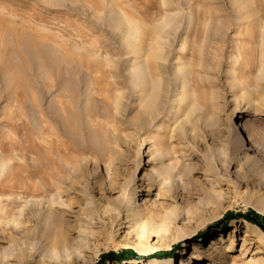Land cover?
Returning a JSON list of instances; mask_svg holds the SVG:
<instances>
[{
	"label": "rangeland",
	"instance_id": "rangeland-1",
	"mask_svg": "<svg viewBox=\"0 0 264 264\" xmlns=\"http://www.w3.org/2000/svg\"><path fill=\"white\" fill-rule=\"evenodd\" d=\"M261 22L264 0H0V264H193L211 238L204 264H264L217 223L264 226Z\"/></svg>",
	"mask_w": 264,
	"mask_h": 264
},
{
	"label": "bare ground",
	"instance_id": "bare-ground-1",
	"mask_svg": "<svg viewBox=\"0 0 264 264\" xmlns=\"http://www.w3.org/2000/svg\"><path fill=\"white\" fill-rule=\"evenodd\" d=\"M165 19L168 21V19L167 18H164L163 20H161V22H158V23H156V26L154 27V29H159V30H161V29H163V30H165V28H168V27H171V24H170V20L167 22V21H165ZM262 23V22H261ZM261 27H257L258 29H259V36H260V40L262 39H264V23H262L261 25H260ZM173 30H174V28H173ZM154 41V40H153ZM262 42V41H261ZM133 51V50H132ZM133 54L134 55H136L137 57L139 56V58H141L140 59V61H139V63H138V66L135 68V70L133 71V74L134 73H136V75H137V82H136V85L138 84V86H140V89H142V90H144L145 92L146 91H150V84L152 83H150L149 82V79H150V73H149V71H147L146 70V66H147V62H148V55H144L143 53H142V51H141V49H140V47H139V49L138 48H136V50L134 49V51H133ZM150 55V54H149ZM138 58V59H139ZM150 58V57H149ZM191 58V57H190ZM150 63H151V61H150ZM149 70V69H148ZM144 71H145V73H144ZM261 77H264V71H260V74H259ZM258 75V76H259ZM135 76V75H134ZM134 78V77H133ZM151 80V79H150ZM135 84V83H134ZM162 155L161 154H159V157H161ZM247 158V156H245V159ZM248 161V160H247ZM247 165H248V167L250 168V167H252V168H254L253 170L254 171H260V167H262L263 168V166H259V164H258V162L256 161V160H251V161H249L248 163H247ZM264 170V169H263ZM64 212V211H63ZM241 222L242 223H244L246 226H248L249 228H251V230H253V231H255V232H257V234H258V236L259 237H264V232H262L260 229H258L256 226H254L253 224H251L250 222H248V221H246V220H241ZM245 232V231H244ZM212 240L210 241V246L207 248V257H203L202 255V253H200L199 251H192L191 253H190V255H189V257H191V259L192 258H195V263H193V264H204L205 262H204V260H207L208 258H211V255H212V253H213V250H215V248H216V241H214V239L213 238H211ZM222 237L221 236H219V238H218V241L219 242H222ZM231 243V242H230ZM228 244L227 245V249L228 248H231L232 246H231V244ZM193 247L194 248H196V245H193ZM226 249V250H227ZM188 252H185L184 254L186 255ZM180 260H181V262H180V264H188L187 262L188 261H186V260H184V255L183 256H181V258H180ZM148 262L150 263V264H158L159 262H160V259H150V260H148ZM174 264V263H173ZM176 264V263H175ZM208 264H211V263H208Z\"/></svg>",
	"mask_w": 264,
	"mask_h": 264
},
{
	"label": "trees",
	"instance_id": "trees-1",
	"mask_svg": "<svg viewBox=\"0 0 264 264\" xmlns=\"http://www.w3.org/2000/svg\"><path fill=\"white\" fill-rule=\"evenodd\" d=\"M235 216H238V217H243L244 220L246 219V221L248 220L249 221H252L254 223H256L257 225H259L263 230H264V226L259 224L258 220H257V214H255L254 212H248L246 214H230V216L226 217L225 219L223 220H220L219 222L217 223H223V221H228L230 220L231 218H234ZM159 255H163V256H167L169 255V252H161V254ZM114 254H107L105 255V257L108 259L110 257H113ZM135 254L132 252V251H123L117 255H115L114 257H116L118 260H124V259H127V258H130V257H134Z\"/></svg>",
	"mask_w": 264,
	"mask_h": 264
}]
</instances>
